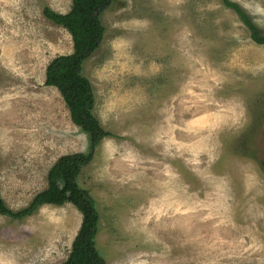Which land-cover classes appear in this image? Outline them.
I'll return each instance as SVG.
<instances>
[{"label":"rangeland","instance_id":"1","mask_svg":"<svg viewBox=\"0 0 264 264\" xmlns=\"http://www.w3.org/2000/svg\"><path fill=\"white\" fill-rule=\"evenodd\" d=\"M0 0V193L19 211L65 155L87 153L49 63L74 51L46 7ZM264 33V0H231ZM83 75L113 137L79 183L107 264H264V45L222 0H114ZM71 204L0 215V264H63L82 224Z\"/></svg>","mask_w":264,"mask_h":264},{"label":"trees","instance_id":"2","mask_svg":"<svg viewBox=\"0 0 264 264\" xmlns=\"http://www.w3.org/2000/svg\"><path fill=\"white\" fill-rule=\"evenodd\" d=\"M223 4L235 11L250 32L251 39L264 45V33L256 26L246 11L231 0H222ZM114 0H73L70 12L60 14L46 7L44 16L71 35L74 51L70 55H61L52 60L46 70L47 87L59 90L72 122L84 132L90 142L89 151L62 156L48 172V186L38 193L31 205L19 211L11 210L0 193V215L15 220H24L34 215L42 206L73 205L82 214L80 230L72 244L68 259L63 264H107L101 256L96 238L99 233V212L89 191L83 189L79 177L84 167L95 156L96 148L113 133L105 130L94 114V88L83 75L85 62L101 47L106 28L102 15L113 5Z\"/></svg>","mask_w":264,"mask_h":264}]
</instances>
